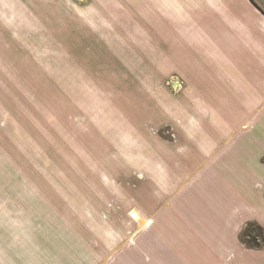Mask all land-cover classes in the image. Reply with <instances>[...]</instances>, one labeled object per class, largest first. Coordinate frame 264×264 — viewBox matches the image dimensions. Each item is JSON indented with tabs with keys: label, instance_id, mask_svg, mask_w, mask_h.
Listing matches in <instances>:
<instances>
[{
	"label": "crops",
	"instance_id": "crops-1",
	"mask_svg": "<svg viewBox=\"0 0 264 264\" xmlns=\"http://www.w3.org/2000/svg\"><path fill=\"white\" fill-rule=\"evenodd\" d=\"M93 4L100 6V17L139 22L137 28L133 23L130 52L123 51L131 54L130 65L125 67L128 60L122 55L115 65L132 69V75L125 71L128 81H134L135 70L143 71L138 76L143 86L133 90L134 108L124 112L133 119L135 133L124 145L108 147L131 150L136 175L135 166L144 159L150 162L156 142L158 148L170 149L168 158L173 151L182 155L186 142L214 148L185 177L189 162L181 159L172 170L165 161L159 166V184L152 183L151 172L143 174L152 183L143 179L147 192L132 174L117 173L111 183L105 182L110 174L98 175L92 181L98 190L84 193L67 183L56 190L66 194L62 197L43 187V175L17 178L20 185L0 196V264H140L145 255L150 264L157 253L182 256L183 246L193 241L188 229L196 235L201 264H245L255 255L264 264V251L252 255L237 241L248 222L264 229L263 12L250 0H0V70L11 76L13 69L25 68L11 63L19 53L12 51L16 36L43 38L45 17H75L77 6L86 9ZM34 44L41 57L44 43ZM46 67L53 71L52 63ZM44 68L42 57L32 78L36 84L39 79L43 83ZM140 98L147 108L156 109L140 112L134 105ZM150 114L154 122H146ZM137 118L143 121L136 125ZM218 136L222 142L215 146ZM177 174L182 177L172 189L168 183ZM198 179L209 181L207 187L201 189ZM88 198L96 203L89 204ZM128 202L131 205L123 211L122 204ZM223 232L225 236L219 234ZM153 237L162 239L156 254L143 246L155 241ZM225 239L234 243L225 245Z\"/></svg>",
	"mask_w": 264,
	"mask_h": 264
},
{
	"label": "rangeland",
	"instance_id": "rangeland-1",
	"mask_svg": "<svg viewBox=\"0 0 264 264\" xmlns=\"http://www.w3.org/2000/svg\"><path fill=\"white\" fill-rule=\"evenodd\" d=\"M92 1L100 3V0ZM250 1L264 14V0ZM114 8L109 9L108 14L114 12ZM99 9L98 4L86 9L77 6L75 17H45L43 38L16 36L12 39L13 53L19 52L17 57L12 59V66L19 68L24 65L26 69L24 68L23 71L13 69L11 76L9 71L0 70V196L3 195L4 190L10 191L13 186L20 185L16 179L23 176L31 179L43 175L44 177L40 178L43 187L49 191L53 190L55 197H62L66 194L57 193L56 190L67 183L72 190L84 193L90 189L98 190L95 188V182H92L98 175L100 177L110 174L105 180L107 182L109 179V183L117 173L136 175L132 167L135 160L132 159V151L123 148L117 150L108 146L118 142L124 145L135 133L132 127L135 124H131L133 119L124 112L134 108L133 90L135 88V91H139L143 86L138 79L143 71L135 70L134 81L131 79L128 81L125 71L132 75V69L124 70V67L117 69L115 65L121 55L124 60H128L124 62L125 67L127 64L130 65L133 58L128 53L129 59H127L128 55L123 51L130 52L128 46L132 42L133 23L137 28L139 22H133L131 17L110 15L100 17ZM41 41L44 43L42 47L44 53L40 57L37 53L39 48L34 43ZM42 57L45 65L44 79L42 84L40 79L36 84L35 79L32 81V78H35L34 75L38 72L36 67L41 65ZM51 63L53 71L46 67ZM135 83H138L136 87ZM140 99L134 103L140 112L142 109L146 111L156 109L147 108L145 100ZM145 120L154 122L156 119L150 114ZM141 121L137 118L136 125ZM215 133L216 131L213 135ZM160 134L166 136L162 131ZM141 136L145 137L146 134L141 133ZM221 142L222 139L218 136L216 143H213L216 146ZM184 144L187 149L182 155L173 151L174 155L168 158L166 155L171 153L170 149L167 150L165 146L158 148L156 142L157 149L148 157L150 162L144 159L137 165L138 167L135 166L139 170L136 176L139 182L141 181L144 192H147V187L143 182V174L148 176L151 172L152 183L159 184L161 181L157 179L159 166H163L165 161L166 167L172 170L173 163L181 159L189 162L188 169L183 174L185 177V174L187 176L188 172L194 170L199 160H207L214 148V145L210 146L208 143L206 150L195 148V142ZM147 152L142 153V156ZM117 157L122 158L126 165L121 164ZM115 158L118 165L114 164ZM181 177L177 174L175 179L170 180L168 186L173 189ZM234 178L241 182L237 176ZM144 180L152 185L149 179ZM208 182L203 179L196 180V184L202 186H206ZM40 183L28 182L27 185ZM55 184H59L60 187L53 188ZM204 186L201 189H204ZM131 191L142 192L141 189H131ZM164 198L157 201L162 202ZM88 199L89 204L96 203L95 198ZM206 203L208 204V199ZM130 205L129 202L123 203L122 210L126 211ZM211 218L224 219L221 216L209 217ZM252 229L247 231L245 236L239 233L237 241L253 255L264 251V229L262 228L263 234L256 228ZM188 232L193 241L189 246L187 244L183 246L182 256L166 257L157 253L156 246L161 245V238L153 237L155 241H145L143 246L146 251L151 254L157 253L152 256L153 262L150 264H201V255L200 252L197 253L194 242L196 235L189 229ZM219 234L225 236L224 232ZM243 241H248L251 247L246 246ZM222 243L232 245L234 241L225 239ZM260 257L258 255L249 257L251 260L245 264H256L253 259L259 262ZM148 261L145 255L140 264H148ZM214 264L233 263L215 262Z\"/></svg>",
	"mask_w": 264,
	"mask_h": 264
},
{
	"label": "trees",
	"instance_id": "trees-1",
	"mask_svg": "<svg viewBox=\"0 0 264 264\" xmlns=\"http://www.w3.org/2000/svg\"><path fill=\"white\" fill-rule=\"evenodd\" d=\"M252 228H256V230H260L261 233L263 234L262 228H261L258 224L254 223V222H248V223H246V225H245V227H244V229H243V231L241 232L240 235L242 236V234H244V236H245V233H246L247 231H249L250 229H252ZM252 230H253V229H252ZM246 237H247V235H246ZM239 239H240V238H239ZM240 241H241V240H240ZM243 243H244L246 246H250L248 241H243ZM250 247H251V246H250Z\"/></svg>",
	"mask_w": 264,
	"mask_h": 264
}]
</instances>
